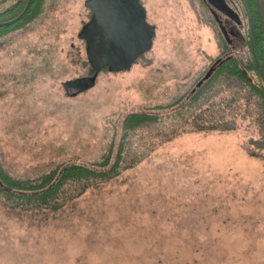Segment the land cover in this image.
I'll return each mask as SVG.
<instances>
[{"label":"rangeland","instance_id":"1","mask_svg":"<svg viewBox=\"0 0 264 264\" xmlns=\"http://www.w3.org/2000/svg\"><path fill=\"white\" fill-rule=\"evenodd\" d=\"M88 1L46 0L33 24L0 38V157L15 176L96 161L127 115L186 99L228 50L249 58L246 37L228 46L202 0H140L156 30L153 49L68 97L63 84L91 74ZM16 2L1 0L0 12ZM235 8L241 27L221 18L246 35ZM228 89L223 81L208 92L202 110L235 107L237 88ZM173 111L134 136L128 155H143L141 163L76 199L66 194L60 211L0 206V264H264V153L249 144L256 132L246 122L190 132L193 119Z\"/></svg>","mask_w":264,"mask_h":264},{"label":"trees","instance_id":"2","mask_svg":"<svg viewBox=\"0 0 264 264\" xmlns=\"http://www.w3.org/2000/svg\"><path fill=\"white\" fill-rule=\"evenodd\" d=\"M235 1L246 16L249 27L250 16L252 18L254 53L250 45V28L248 34L238 32L237 37L240 41L246 37L248 59L235 54L218 66L211 78L186 99L181 97L166 107L143 109L127 115L119 131L114 132L108 151L94 162L60 164L36 177H18L4 166L0 157V206L21 212L60 211L67 200L66 194L72 193L71 198L76 199L89 186H98L134 168L143 161V155H128L132 140L140 130L163 122L165 115L159 113L163 109H174L167 114L174 119L192 118L190 132L195 133L231 132L240 129L238 124L246 122L247 129L254 130L257 135L256 139L249 141L251 148L256 153H264V0H232L234 10ZM45 4L46 0H17L12 7L0 12V38L33 24L44 12ZM9 17L11 22L6 24ZM88 62L92 75L94 71L89 59ZM223 81L227 82L229 89L237 88V96L233 98L235 107L229 105L218 113L202 110L200 101Z\"/></svg>","mask_w":264,"mask_h":264},{"label":"water","instance_id":"3","mask_svg":"<svg viewBox=\"0 0 264 264\" xmlns=\"http://www.w3.org/2000/svg\"><path fill=\"white\" fill-rule=\"evenodd\" d=\"M218 12L224 14L240 27L239 13L231 8L226 0H206ZM92 26L87 27V51L93 74L88 77L68 81L63 87L68 97H76L96 86L99 75L106 69L111 72L128 70L143 53L151 49L153 26L146 21V10L138 0L126 4L124 0H92ZM132 4H137L133 6ZM247 11L250 15L248 7ZM250 24V45L254 53V34L252 18ZM17 20V19H16ZM14 20V22L16 21ZM219 23L220 19L215 17ZM221 31L227 38L223 25ZM212 66L204 78L197 84L200 88L215 72ZM71 90L74 92L71 93ZM196 89L193 90L195 92Z\"/></svg>","mask_w":264,"mask_h":264},{"label":"flooded vegetation","instance_id":"4","mask_svg":"<svg viewBox=\"0 0 264 264\" xmlns=\"http://www.w3.org/2000/svg\"><path fill=\"white\" fill-rule=\"evenodd\" d=\"M136 0H124V2L126 3V4H131L132 2H135ZM203 1V3H204V5L205 6H207L208 7V9L210 10V12L212 13V15H213V17H214V19H215V17H218L219 19H220V21H219V23L216 21V23L218 24V26H219V28H220V30H221V25H223L224 26V28H225V30H226V32H227V38L225 37V35L222 33V35H223V37L225 38V40H226V42H227V44H228V46H231L232 44H233V42H232V39H235V38H237L238 37V31L235 29V26L233 27V28H227V25L225 24V21L221 18V16H223L224 18H226L227 19V23L229 24V22H233L234 24H235V22L233 21V20H231V19H229L228 17H226L224 14H222V13H220V12H218L215 8H213L206 0H202ZM89 3H90V5H89V10L91 11V18L89 19V21L84 25V28H83V31H84V36H85V42H86V47H87V27H89V26H92V24L90 23L91 22V19H92V17H93V12H92V10H91V5H92V0H89L88 1ZM226 2H227V4L231 7V8H233V6L231 5V4H229V2L226 0ZM141 4L142 5V3L140 2V0H138V3L137 4ZM137 4H132L133 6H136ZM234 9V8H233ZM146 21H147V14H146ZM11 21H9V22H7L6 24H9ZM147 23L149 24V25H151L148 21H147ZM151 26H153V28H154V31H155V34H154V36H153V42H152V47H151V49H149L148 51H146L145 53H143L140 57H142V56H144L146 53H148V52H150L152 49H153V46H154V42H155V38H156V30H155V27H154V25H151ZM222 32V31H221ZM87 49V48H86ZM227 53V56L225 55V56H222V57H219L217 60H216V62L214 63V65L216 66L215 68L217 69V67L218 66H220L221 64H224V63H226V62H228L229 61V58H232L233 57V55H232V50H228V51H226L224 54H226ZM139 57V58H140ZM138 58V59H139ZM137 59V60H138ZM137 60H135V62L132 64V66L136 63V61ZM213 65V66H214ZM131 66V67H132ZM211 69V68H210ZM209 69V70H210ZM129 70V69H128ZM208 73V72H207ZM206 73V74H207ZM215 73V72H214ZM213 73V74H214ZM204 77H202V79H203ZM201 79V80H202ZM200 80V81H201ZM199 81V82H200ZM194 90V89H193ZM74 91L73 90H71V93H73ZM193 92V91H192Z\"/></svg>","mask_w":264,"mask_h":264}]
</instances>
